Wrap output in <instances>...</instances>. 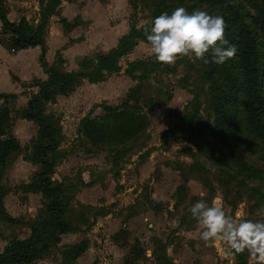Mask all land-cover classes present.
<instances>
[{
    "label": "rangeland",
    "instance_id": "obj_1",
    "mask_svg": "<svg viewBox=\"0 0 264 264\" xmlns=\"http://www.w3.org/2000/svg\"><path fill=\"white\" fill-rule=\"evenodd\" d=\"M257 2L60 0L59 5L71 4L74 10L72 26L77 29L71 40L85 41L86 47L79 60L59 68L72 72L91 70L97 55L115 47L130 27H142L157 6L169 14L177 7L189 13L200 9L220 14L227 24V39L239 20L247 22V15L256 14ZM231 60L216 65L184 57L174 65H163L155 61L148 44L136 41L117 60V72L105 73L101 82L86 84L53 104L37 106L56 125L58 145L51 158V179L62 187L67 205L65 217L80 231L49 246L34 264H59L63 247L85 242L93 247L95 257L97 250L106 257L121 249L124 262L131 260L130 252H138L140 264H237L235 257L224 255L219 242L211 247L204 245L198 236L200 229L188 211L201 198L209 203L215 199L222 202L229 215L240 212L245 218L264 219L257 214L264 204V144L245 129L238 104L230 99L225 103L228 83L237 78ZM148 61L155 66L148 63L132 73L137 76L143 69L149 72L141 85V99L150 102L142 109L146 128L130 139L114 136L112 130L106 131L107 140L78 135L77 127L84 116L101 118L104 105L119 108L128 91L137 85L124 74L127 65ZM80 62L87 66L81 69ZM219 102L224 106L215 111ZM126 113L135 116L133 110ZM192 115L196 117L193 130L174 127L180 119ZM16 127L18 136L27 137L4 173L2 184L8 189L4 208L20 224L0 222V251L9 239H26L30 235L27 226L43 214L38 211V197L18 188L32 177L33 167L20 158L25 150L29 152V139L36 127ZM229 152L239 155L243 166L230 158ZM212 166L217 168L215 173L209 170ZM244 262L252 264L249 254Z\"/></svg>",
    "mask_w": 264,
    "mask_h": 264
},
{
    "label": "trees",
    "instance_id": "obj_2",
    "mask_svg": "<svg viewBox=\"0 0 264 264\" xmlns=\"http://www.w3.org/2000/svg\"><path fill=\"white\" fill-rule=\"evenodd\" d=\"M3 1L0 0V43L2 36L9 34V46L6 50H21L41 47L39 63L48 77V82L41 83L38 86V92L35 97L28 99L26 110L21 114V118L32 121L36 127V137L31 140L32 146L28 151L25 150L23 160L31 164L38 165L40 171L33 177L32 181L22 186V190L29 193H38L43 196L47 202L43 203L38 211L43 214L35 215L36 219L27 226L30 235L24 240H11L7 243L2 253H0V264H29L39 257V254L48 250L49 246L57 245L60 241L59 236L78 231L65 217L67 205L63 198L61 185L51 179L52 167L51 158L57 149L58 138L56 137V125L53 124L50 115H45L39 106V103L53 102L56 95L67 96L71 94L75 87L85 80L89 84H97L102 81L105 73L117 72L116 62L128 50H130L136 41L148 44L143 35V27L138 29L129 28V32L122 36L117 45L111 48L106 54L96 56L93 68L87 72H63L60 66L62 59L57 57L52 65H47L43 59V35L46 30L47 20L55 14L60 0H37L39 7V22L35 26H30L24 18H20L16 23H10L5 17ZM164 10L155 7L150 20L160 15ZM255 15H247V22L239 20L237 26L228 35L227 40L237 48L235 58L230 63L234 66L237 78L229 81L230 90L225 96L232 103H237L243 116L245 129L255 138L264 144V0H258L255 8ZM63 26H68L64 21H60ZM149 63V64H148ZM84 63L79 66L84 69ZM153 65L148 62H132L127 65L124 74L131 80L137 82V85L128 91L126 100L119 108L104 105L102 107L103 116L101 118H90L84 116L77 127V134L89 138L107 140L109 130L114 131V136H122L130 139L135 133L146 128L147 119L142 109L150 103L141 99L143 81L148 78L146 70H141L140 74L133 76L132 73L137 68L145 65ZM83 66V68H82ZM229 75V74H228ZM233 75V74H232ZM226 79H230L226 77ZM12 96L1 95L3 103L0 106V176L8 156L12 153L21 152L17 141L9 133L10 121L7 108L8 99ZM129 102H132L131 106ZM222 103H218L215 111L221 110ZM133 110L132 113H126V110ZM148 111V109H147ZM136 112H138L136 114ZM223 114L227 109L221 111ZM109 121H112L109 124ZM196 117L189 116L182 118L174 126L181 131H190L195 128ZM107 131V132H106ZM230 158H236L235 161L243 166L239 155L231 154ZM7 194V189L0 184V222L8 225H19L20 220L11 218L3 208L2 200ZM81 218V216H79ZM85 243H78L73 246H66L61 249L59 255L62 264L73 262L86 249ZM134 259H139L140 253L130 252ZM247 252L236 255L237 264H245L244 258Z\"/></svg>",
    "mask_w": 264,
    "mask_h": 264
},
{
    "label": "clouds",
    "instance_id": "obj_3",
    "mask_svg": "<svg viewBox=\"0 0 264 264\" xmlns=\"http://www.w3.org/2000/svg\"><path fill=\"white\" fill-rule=\"evenodd\" d=\"M142 27L151 55L163 65H174L184 57L193 62L223 65L237 53L236 46L225 38L227 24L220 14L200 9L189 13L186 8L177 7L170 14L164 11L144 21ZM209 170L215 173L217 168L212 166ZM188 211L205 246L219 242L226 257L247 252L252 264H264V219L245 218L240 212L229 215L222 202L215 199L209 203L201 198ZM257 214L264 218V204Z\"/></svg>",
    "mask_w": 264,
    "mask_h": 264
},
{
    "label": "crops",
    "instance_id": "obj_4",
    "mask_svg": "<svg viewBox=\"0 0 264 264\" xmlns=\"http://www.w3.org/2000/svg\"><path fill=\"white\" fill-rule=\"evenodd\" d=\"M32 3V4H30ZM3 6L5 9V17L10 23H16L20 18H24V20L30 25L35 26L38 23L39 16V7L38 3L35 0H4ZM71 4L59 5L55 11V14L50 16L47 20L46 30L43 35V49L44 55L43 59L47 65H52L57 57L62 59L63 64L61 66H66L70 64V62L74 63L79 60V57L84 54L82 52V48L86 47L85 41H72L71 36L76 32L77 27L74 25V15ZM64 21L68 27L65 28L60 21ZM0 32H1V24H0ZM71 40V41H69ZM114 45L111 47L113 48ZM110 48V49H111ZM87 53V51L85 52ZM41 55V47L35 46L33 48L15 50L14 52H9L4 48L2 43H0V94L1 95H9L12 96L11 99H8L7 108L9 111V121H10V129L9 133L12 137L17 141L19 147L22 149L21 143H23L24 139L27 137L18 136L17 125L22 128L25 125H36L32 121H27L21 118V114L24 110H26V104L28 99L35 97L38 92V86L41 83L48 82V77L45 74L43 68L39 63V58ZM78 68V64L74 65V67ZM63 72H72L73 70H64L63 67L60 68ZM75 71V70H74ZM83 83V84H82ZM85 83V84H84ZM95 85L89 84L85 80H82L78 86L75 87L74 91L84 85ZM74 91L71 93L73 94ZM70 95V94H69ZM67 96L56 95L53 102L48 103H39L40 106H47L53 104L60 98H66ZM3 101L0 99V106ZM44 113V112H43ZM46 115V114H45ZM16 122V123H15ZM37 127L34 130V135L29 139V142L36 137ZM18 153H12L8 156L5 165L1 171L0 176V184H2V180L4 177V173L7 169L12 166V163L15 161V158ZM22 163L28 164L33 167L31 172V180L27 183L19 184L18 188L22 190V186L29 184L33 177L39 173L40 167L35 164H31L26 160L20 158ZM7 189V188H6ZM8 194V189H7ZM6 194V195H7ZM38 197L40 200V207L43 203H46L47 200L38 193H29ZM4 196V198L6 197ZM2 200V203L4 201ZM39 207V208H40ZM4 208V203H3ZM5 209V208H4ZM6 212V210H5ZM7 213V212H6ZM8 214V213H7ZM9 215V214H8ZM10 216V215H9ZM13 219V216H10ZM17 226V225H13ZM80 230L70 232L59 236L61 239L64 236L74 235L79 233ZM16 240V239H9ZM9 241H6L0 253L3 252L5 246ZM60 243V241H59ZM58 243V244H59ZM74 245V244H72ZM68 246V245H67ZM70 246V245H69ZM115 248L114 246H111ZM97 250V249H96ZM98 257H95V250L90 248L87 244L85 251L80 254L73 263L70 264H140L139 259H134L133 256L131 260L123 261L120 258L121 249L117 248L112 252V256H102L101 251L97 250ZM130 255V254H129ZM97 260V262H96ZM36 261H33L29 264H34ZM59 264H62L61 257L59 255Z\"/></svg>",
    "mask_w": 264,
    "mask_h": 264
},
{
    "label": "built area",
    "instance_id": "obj_5",
    "mask_svg": "<svg viewBox=\"0 0 264 264\" xmlns=\"http://www.w3.org/2000/svg\"><path fill=\"white\" fill-rule=\"evenodd\" d=\"M1 40H2V45L3 46H6V47L9 46V34H6V35L2 36ZM8 51L11 53V52H14L15 50L8 49Z\"/></svg>",
    "mask_w": 264,
    "mask_h": 264
}]
</instances>
